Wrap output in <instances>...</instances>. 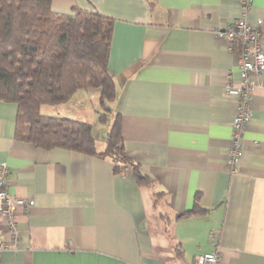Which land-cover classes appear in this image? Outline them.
I'll return each instance as SVG.
<instances>
[{"label": "crops", "instance_id": "crops-1", "mask_svg": "<svg viewBox=\"0 0 264 264\" xmlns=\"http://www.w3.org/2000/svg\"><path fill=\"white\" fill-rule=\"evenodd\" d=\"M76 7L114 20L109 108L121 116L132 164L116 170L107 155L18 140L17 104L0 100L9 192L35 202L28 212L16 208L19 242L0 251V264H196L215 238L219 264H264V73L234 160L241 97L226 82L241 70L236 43L217 32L242 16L261 20L264 51V0L246 12L241 0H52L56 12ZM98 97L81 89L41 113L90 122L94 131ZM106 131L99 128V152ZM195 206L206 211L184 216ZM9 236L0 215V246Z\"/></svg>", "mask_w": 264, "mask_h": 264}, {"label": "trees", "instance_id": "trees-1", "mask_svg": "<svg viewBox=\"0 0 264 264\" xmlns=\"http://www.w3.org/2000/svg\"><path fill=\"white\" fill-rule=\"evenodd\" d=\"M113 18L95 10L56 12L52 0H0V100L17 104L18 140L110 156L116 170L132 164L123 146L121 116L114 115L106 147L97 150L90 122L44 115L41 106L68 101L76 91H99V105L116 97L109 69ZM100 113V120L106 118ZM136 175L148 181L138 166ZM195 206L184 216L204 213Z\"/></svg>", "mask_w": 264, "mask_h": 264}, {"label": "built area", "instance_id": "built-area-1", "mask_svg": "<svg viewBox=\"0 0 264 264\" xmlns=\"http://www.w3.org/2000/svg\"><path fill=\"white\" fill-rule=\"evenodd\" d=\"M244 12L247 11L253 0H241ZM262 21L249 23L245 16L238 18L233 25L224 32H218L220 36H226L227 39L233 40L237 45V65L241 70V79L237 82L233 80L232 70L227 78V89L236 90L241 97L239 111L234 118L233 126V156L234 160L240 154L241 144L239 139L245 130L248 121L251 118V105L254 101L253 92L259 84L261 75L264 73V51L262 49L263 37L261 31ZM7 162L0 163V215L7 217V225L10 236L0 246V251L8 248H14L19 242L17 234L15 210L20 207L23 211L28 212L34 205L33 199L24 197H15L9 192L7 176L9 173ZM214 250L201 254L197 258L196 264H219L220 247L218 239H214Z\"/></svg>", "mask_w": 264, "mask_h": 264}, {"label": "rangeland", "instance_id": "rangeland-1", "mask_svg": "<svg viewBox=\"0 0 264 264\" xmlns=\"http://www.w3.org/2000/svg\"><path fill=\"white\" fill-rule=\"evenodd\" d=\"M96 109H97V113L98 115L100 116V113H106L107 116L106 118L101 121L99 123H96L95 124V128H94V134L96 135V138H97V141L98 140H101L102 137H105L104 134H102L101 132H99V128H105L107 127V131L110 130L111 126H112V123H113V119H114V115L111 114V112L107 109V108H102L101 105H99V97H98V100L96 102ZM108 106L110 107V105L108 104ZM100 119V117H99ZM94 125V124H93ZM100 126V127H99ZM107 131L105 132V135H107Z\"/></svg>", "mask_w": 264, "mask_h": 264}]
</instances>
